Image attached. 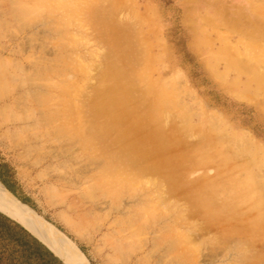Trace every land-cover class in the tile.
<instances>
[{"label": "rangeland", "instance_id": "obj_1", "mask_svg": "<svg viewBox=\"0 0 264 264\" xmlns=\"http://www.w3.org/2000/svg\"><path fill=\"white\" fill-rule=\"evenodd\" d=\"M34 2L13 20L0 0L1 56L50 74L69 136L58 125L26 150V132L1 126L0 161L64 253L39 238L66 264L68 252L88 264H264V0ZM182 155L213 170L181 184ZM87 170L95 187L67 183ZM144 190L149 212L179 228L134 258L113 253L104 223Z\"/></svg>", "mask_w": 264, "mask_h": 264}, {"label": "bare ground", "instance_id": "obj_2", "mask_svg": "<svg viewBox=\"0 0 264 264\" xmlns=\"http://www.w3.org/2000/svg\"><path fill=\"white\" fill-rule=\"evenodd\" d=\"M1 1L6 3L7 13H9L10 17L13 20H21L25 14L32 12L35 8V2L33 3V0ZM1 55L2 51L0 50V127H6L7 133H11V130H13L17 135L18 133L23 134L24 132H26V150H28L31 146H36L38 142H43L44 137H47V139L49 140L52 139L54 132H56L54 130L57 129L58 125L60 126V129H58L57 132L61 130V128L65 129L62 130L65 131L66 134H60L61 137H65L70 129L68 126L69 113L67 114L68 117L66 116V111H69V109L66 111L64 110L65 113L64 111H62L64 113H62V115L61 112H59V108L61 106L58 107L57 98H60V96L62 97L63 93L61 95H57L55 93V84L50 74H48L45 69L41 68L40 65H36L34 62L31 63V67L28 70L22 65L13 63L11 67L15 68L17 72L25 70L26 76L21 82L19 81V87L17 90H15V92H13L12 94L8 93V84L11 82L12 76L16 77L17 72H14L11 67H9L7 61L2 58ZM58 102H60V100ZM67 102L68 101H66V103ZM61 103L62 102H60V104ZM62 108H64V106ZM66 130H68V132ZM68 136L69 135H67V138ZM205 144L207 143L203 142L201 148ZM56 155L58 154L51 153V157H54ZM187 159L188 158L185 155L181 156V184L187 180V177L190 174H194L200 170H213L210 166H206L208 160L205 161V158H203L202 156L197 157L196 162H193V165H189L187 163ZM204 165L207 168H205ZM97 175L98 174H95L92 170L81 171L80 175H76L78 177L76 180L66 178V181L67 183H72L73 186L79 185L80 188L81 186H85V188L83 189L85 191L87 190V188L90 189L91 187L96 186V182H98L97 180L99 179V176ZM206 181L209 180L206 179ZM97 186L98 188L100 187L99 183L97 184ZM77 187L78 186H76V188ZM149 191L144 190L140 194H133L128 198L127 201L123 200V204H116L112 208V210L114 211V216L108 219L107 222L104 223V225H107L105 227L106 241L109 249L113 253L122 252L123 249L127 247L131 258L132 256L134 258L138 256V252L141 251L144 247H148L150 239L154 238V234L156 235V237L160 234L162 235L163 233L166 234V236H169V234L173 231L170 230L172 228L174 230L177 228H174L177 224H173L174 227L171 226V228H168L169 231L166 230L168 227L167 223L170 222L168 221L170 218L167 219L166 216L167 212L163 213L164 215H159L158 217L153 216L152 213L149 212V210L146 208L151 202L150 195L152 193ZM103 192L104 196L105 194L107 195L105 191ZM102 204L108 206L106 200H103ZM0 209L18 220L27 229L35 233L38 237H41L49 246L53 247V249H55L59 253H64L61 251V249L56 247L57 244L54 243L52 238L48 236L47 232L44 229L39 228V226L36 224L37 221L35 219L34 213L24 207L22 203H20L19 200H17L2 185L1 182ZM150 219H153V221L150 222ZM171 223L169 225H171ZM155 224L157 227L155 226ZM143 227H145L146 229V231L144 229L145 236L140 239L141 243H137L136 239L139 235H141ZM163 230L169 232V234L167 235V233H165ZM150 233H152L153 235L151 237H148L147 235ZM156 237L152 240H155ZM169 237H174V234L173 236L172 234H170ZM170 240L171 239H169V241ZM174 240L176 239L174 238ZM174 240L171 241L172 243L170 242L173 248V244L177 243L174 242ZM66 244L71 246L70 242L68 243L66 241ZM167 246H169V244ZM175 246L177 248L178 245L175 244ZM178 248L173 250H178ZM169 249L167 247V250ZM70 251H72V248H70ZM66 256L70 264H88L85 258H82L81 256L78 259H75L72 252H68V254L66 253Z\"/></svg>", "mask_w": 264, "mask_h": 264}, {"label": "trees", "instance_id": "obj_3", "mask_svg": "<svg viewBox=\"0 0 264 264\" xmlns=\"http://www.w3.org/2000/svg\"><path fill=\"white\" fill-rule=\"evenodd\" d=\"M6 188L11 191L7 185ZM20 200L27 203V199L20 197ZM33 235L0 211V264H62L52 250Z\"/></svg>", "mask_w": 264, "mask_h": 264}, {"label": "crops", "instance_id": "obj_4", "mask_svg": "<svg viewBox=\"0 0 264 264\" xmlns=\"http://www.w3.org/2000/svg\"><path fill=\"white\" fill-rule=\"evenodd\" d=\"M0 182L2 183V185L6 188V185L11 189V191L9 190V189H7L15 198H17V200L19 199L20 200V197L21 198H24V199H26L25 197H22V196H20L18 193H17V191H16V186H15V182L11 179V177H10V174H9V170H8V167H7V165L4 163V162H1L0 161ZM21 201V200H20ZM19 201V202H20ZM22 202V201H21ZM20 202V203H21ZM22 203H24V202H22ZM24 204H26V205H31V204H29V202H28V200H27V203H24ZM23 205V204H22ZM24 206V205H23ZM25 207V206H24ZM31 208V207H30ZM0 211L1 212H3L1 209H0ZM4 214H6V215H8L9 217H11V218H13L12 216H10L9 214H7L6 212H3ZM13 219H15V218H13ZM16 220V219H15ZM16 221H18V220H16ZM46 221V220H45ZM19 222V221H18ZM47 222V221H46ZM20 223V222H19ZM49 223V222H48ZM21 225H23L22 223H20ZM52 225V224H51ZM24 226V225H23ZM25 227V226H24ZM26 228V227H25ZM27 229V228H26ZM27 230H29V229H27ZM58 230V229H57ZM32 234H34L38 239H40L35 233H33L31 230H29ZM61 232V231H60ZM33 235V236H34ZM70 239V238H69ZM41 240V239H40ZM45 245H46V243L43 241V240H41ZM74 242V241H73ZM75 243V242H74ZM76 245V244H75ZM46 246H48V245H46ZM77 246V245H76ZM48 248H50V247H48ZM77 249L79 250V251H81L80 250V248H78L77 247ZM50 250H52L51 248H50ZM53 251V250H52ZM51 251V252H52ZM54 252V251H53ZM52 252V253H53ZM82 252V251H81ZM55 253V252H54ZM53 253V254H54ZM83 253V252H82ZM56 254V253H55ZM54 254V255H55ZM56 256V255H55ZM59 260H60V262L62 263V264H66L65 262H64V260L62 261L58 256H56Z\"/></svg>", "mask_w": 264, "mask_h": 264}]
</instances>
